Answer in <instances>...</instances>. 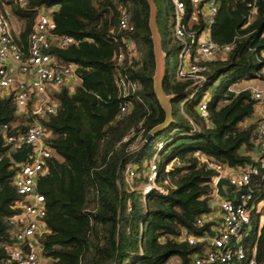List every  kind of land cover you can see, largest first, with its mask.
<instances>
[{"label":"trees","instance_id":"1","mask_svg":"<svg viewBox=\"0 0 264 264\" xmlns=\"http://www.w3.org/2000/svg\"><path fill=\"white\" fill-rule=\"evenodd\" d=\"M154 1L166 53L164 88L174 96V123L149 141L148 134L166 115L154 92L155 57L146 0L0 3L7 19L9 12L24 23L14 37L25 54L42 8L55 6L50 11L55 33L75 38L66 47L53 45L49 52L59 65L76 66L80 82L53 92L57 112L38 116L52 151L38 180L47 209L42 264H194L206 244H191L188 236L215 234L213 226L220 225L218 219L198 224L215 209L214 178L219 173L210 163L255 169L247 185L227 186L226 198L238 203L241 193L250 195L251 221L243 244L249 252L256 240V257L264 264V223L259 226L255 209L264 198V163L260 153H254L257 101L249 88L232 90L243 80L264 81V0H255L252 6L251 0H217L210 35L231 49L205 63V83L193 97L194 82L172 75V58L179 49L170 19L173 3ZM183 1L189 22L195 7L192 0ZM121 9L127 11L133 30L121 28ZM192 23L198 32L206 27L202 14ZM129 41L135 43L137 57L126 55L118 62L117 55L126 52ZM123 76L139 85L127 97L120 96L118 88ZM204 98L206 116L198 110ZM31 112V106L18 109L13 96L0 89V264H15L9 250L15 242L11 219L21 213L15 207L20 198L14 185L18 166L8 156L12 147L8 137L33 123ZM152 160L158 188L145 193Z\"/></svg>","mask_w":264,"mask_h":264},{"label":"built area","instance_id":"2","mask_svg":"<svg viewBox=\"0 0 264 264\" xmlns=\"http://www.w3.org/2000/svg\"><path fill=\"white\" fill-rule=\"evenodd\" d=\"M5 1L0 0V3L4 4ZM18 1L23 2L24 0ZM171 1L174 6L173 36L179 47L175 77L181 81L194 82L195 91L190 95L193 97L196 90L205 83L204 72L207 70L205 63L230 51L231 45H220L213 41L210 35V25L214 23L218 12L217 0H192L195 10L189 22H186L185 2L183 0ZM254 1L251 0L248 6H252ZM54 8L55 6L40 10L29 35L27 54L15 40L11 23L0 9V89L13 96L18 109L27 111L31 106V115L35 116L33 123L26 130H19L8 137V142L12 144L8 156L18 166L14 185L20 198L15 207L21 209L19 216L11 219V224L15 229V242L9 250L15 264H42L44 260L41 237L46 231L44 218L47 209L45 197L38 191V180L45 173L47 159L52 155V151L44 140L45 129L38 116L55 114L57 107L52 98L53 92L70 83L73 78L80 79L76 74V66L59 65L49 52L55 44L59 47H66L75 42L72 36L55 33L56 23L50 15V11ZM199 14L203 15L206 27L198 32L192 30V22L198 21ZM120 26L130 30L134 28L129 22V15L125 9H121ZM126 55L130 58L137 57L138 51L133 41L127 43L126 52L121 51L117 55L118 62L123 61ZM118 88L120 96L127 97L135 93L139 85L137 81L123 76L119 79ZM245 88L251 90L252 98L257 101L254 115L256 123L254 138L263 164L264 83L261 87L248 85ZM128 107V104L123 105L121 112L125 113ZM198 110L203 116L207 115L206 98L200 102ZM4 128H8V125H4ZM161 146L162 143H160ZM27 147H31V150L26 159L16 162L13 154ZM210 166L219 173L214 178L216 188V183L220 177H223L226 168L215 163H210ZM156 170L157 165L155 160H152L148 182L144 187L145 193L158 188L155 182ZM253 172H255L253 167L245 168L229 179L230 185L237 187L247 185L250 174ZM134 173V170H130L131 176ZM249 199L250 195L245 193L240 194L238 203L224 197L212 213L198 219L200 225L206 221L217 219L219 221V217H221V222L220 225L213 226L215 234L188 236L191 244H206L205 252L194 257V264H259L256 257L257 241L253 242L249 252L243 244L251 221L252 206L247 204ZM215 211L219 212V215ZM259 234L260 232L257 231V236Z\"/></svg>","mask_w":264,"mask_h":264},{"label":"water","instance_id":"3","mask_svg":"<svg viewBox=\"0 0 264 264\" xmlns=\"http://www.w3.org/2000/svg\"><path fill=\"white\" fill-rule=\"evenodd\" d=\"M150 7L149 16V29L151 32V38L153 42V50L155 57V73L153 76L154 81V92L156 94L157 100L159 101L162 109L165 112V120L161 124L157 125L148 134L146 141H149L162 131L168 129L174 123V113L172 107V101L174 99L173 95L167 94L164 88L165 79L167 76L166 72V53L162 48L161 33L159 30L157 15L158 9L154 0H146ZM31 150V147H27L22 151L13 154V158L16 162H22L26 159L27 154ZM258 149L254 147V153H257ZM230 185L229 179L225 177H220L216 183L217 192L221 196H226L223 186Z\"/></svg>","mask_w":264,"mask_h":264},{"label":"rangeland","instance_id":"4","mask_svg":"<svg viewBox=\"0 0 264 264\" xmlns=\"http://www.w3.org/2000/svg\"><path fill=\"white\" fill-rule=\"evenodd\" d=\"M6 9H7V11L9 10L8 8H6ZM8 15H9L8 19H9V22L11 23L13 31L18 33L23 28L24 23L20 19L16 18L14 15H12L9 12H8ZM170 19H171V22H173L174 18H172V16ZM176 62H177V56H173V58H172V75L173 76L175 75ZM251 80H252L251 82L243 81V82L238 83L235 86H232V90L239 91V90L245 88L246 86H248V82L251 83L252 86H255V87L260 86V84H258L260 79L256 78V79H251ZM208 96H209V93L206 94V98ZM256 209L258 212L262 213V217H261V220H262L263 216H264V198H262L260 201H258V203L256 205ZM173 261H175V259H173ZM173 263L175 264L176 262H173Z\"/></svg>","mask_w":264,"mask_h":264},{"label":"crops","instance_id":"5","mask_svg":"<svg viewBox=\"0 0 264 264\" xmlns=\"http://www.w3.org/2000/svg\"><path fill=\"white\" fill-rule=\"evenodd\" d=\"M263 72H264V69H263ZM243 81H249L251 82L252 80H243ZM242 81V82H243ZM80 82V79H77V78H73L70 82V84L72 85L71 87H73L74 85L78 84ZM248 82V85H251V83ZM262 83H264L262 80L259 81L258 84H260V86L258 87H261ZM251 122V119L250 120H247L245 124H248ZM242 171L241 168H227L225 171H224V174H223V177L227 178V179H230L231 177L233 176H236L238 175L240 172ZM226 187L227 185H224L223 188H224V191L226 193ZM226 197V196H225ZM224 196H221L218 194L217 192V188H216V193H215V197H214V207L215 209L217 208V204L218 202L223 199ZM257 205V204H256ZM256 205H255V209H256ZM257 211V209H256ZM216 212V211H215ZM258 212V211H257ZM259 213V217H258V222H259V226H261L263 223H264V216H263V219L261 220V217H262V213L261 212H258ZM217 215H219V212H216ZM218 217V216H217ZM221 222V217H219V224Z\"/></svg>","mask_w":264,"mask_h":264}]
</instances>
